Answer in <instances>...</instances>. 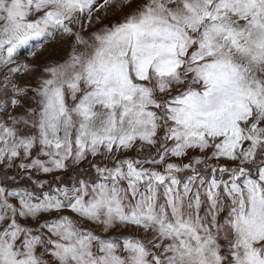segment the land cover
Masks as SVG:
<instances>
[{
	"label": "snow or ice",
	"instance_id": "6c2138e0",
	"mask_svg": "<svg viewBox=\"0 0 264 264\" xmlns=\"http://www.w3.org/2000/svg\"><path fill=\"white\" fill-rule=\"evenodd\" d=\"M0 264H264V0H0Z\"/></svg>",
	"mask_w": 264,
	"mask_h": 264
},
{
	"label": "rangeland",
	"instance_id": "374dc122",
	"mask_svg": "<svg viewBox=\"0 0 264 264\" xmlns=\"http://www.w3.org/2000/svg\"><path fill=\"white\" fill-rule=\"evenodd\" d=\"M26 56H27V52L23 53L21 58L24 59ZM42 58H43V57H41V59H42Z\"/></svg>",
	"mask_w": 264,
	"mask_h": 264
}]
</instances>
